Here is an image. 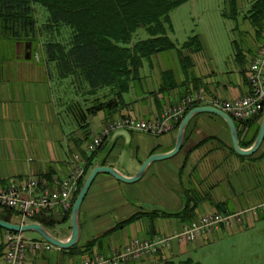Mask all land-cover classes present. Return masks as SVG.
Instances as JSON below:
<instances>
[{
  "label": "crops",
  "instance_id": "0c3cea01",
  "mask_svg": "<svg viewBox=\"0 0 264 264\" xmlns=\"http://www.w3.org/2000/svg\"><path fill=\"white\" fill-rule=\"evenodd\" d=\"M194 1L186 0L170 11L172 28L168 36L176 46L144 58L140 77L122 94L121 106L112 114L99 110L90 115L88 134L84 139L83 132L76 130L77 141L70 138L69 129L60 123L48 64L25 57L26 45L0 38V186H14L25 195L30 179L38 180L33 189L36 195L41 193L42 184L58 187L71 171L74 154L78 153L86 161L92 153L85 150L86 142L101 133L113 118L155 117L164 107L190 92L202 91L208 97L221 100L245 94L250 88L248 64L264 40V24L257 27L247 16L254 0H223V6L214 8L220 17L205 18L201 25L195 22L198 13L189 12L185 28L191 32H185L184 38L178 39L175 36L176 18L181 12L178 9ZM191 7L193 11L203 10L196 9L195 5ZM189 19L198 30L191 28ZM193 35L195 40L182 46ZM260 119L249 126L250 134L260 125ZM236 126L238 131L243 125ZM124 129L102 136L85 177L92 166L100 164L117 168L126 176L135 173L150 154L171 150L178 125L160 134L129 128L125 133ZM183 138L175 154L150 162L138 180L124 182L108 172L96 174L79 208L75 245L28 250L24 264L74 263L90 253L103 254L125 245L132 237L170 234L204 213H230L258 207L264 202V138L255 152L238 153L232 146L228 124L213 112L194 114ZM239 145L245 148L250 144L239 142ZM187 204L192 208L184 214ZM155 207L176 212L166 213ZM3 208L0 206V215ZM65 212L53 210L27 222L42 223L38 217L54 218L57 222L53 225L42 224L64 239L71 231V213L63 218ZM131 215L136 217L130 223L111 230ZM9 218L15 223L21 221L19 214L11 213ZM259 229L264 230V212L260 207L245 212L238 224L230 227L218 224L196 240H174L155 255L125 264H163L180 256H192L202 264L196 256L204 250L214 247L231 252L237 244L244 248L249 242L264 238V232L251 233ZM6 231L0 227V264H3ZM25 237L40 238L39 235ZM90 240L93 243L86 249ZM226 241H232L228 250Z\"/></svg>",
  "mask_w": 264,
  "mask_h": 264
},
{
  "label": "trees",
  "instance_id": "16d2710c",
  "mask_svg": "<svg viewBox=\"0 0 264 264\" xmlns=\"http://www.w3.org/2000/svg\"><path fill=\"white\" fill-rule=\"evenodd\" d=\"M184 1L0 0V38L12 39L23 45L29 41V57L32 58L36 50L40 51L39 60L48 64V71L50 67L52 70L50 76L52 85H55L53 93L60 123L69 129L67 134L70 138L77 141L75 131L78 129L86 138L90 115L99 110L112 114L121 106L122 94L140 77L144 58L176 46L168 36L172 28L169 15L171 9ZM38 4L46 11L43 16L40 12L37 14L35 5ZM247 16L255 26H262L264 0H254ZM139 27L145 28L148 36L133 41V34ZM192 40H195L194 35L182 46L189 45ZM263 111L251 119L234 120L236 125H243L238 129L241 144L253 142L259 125L251 134L248 128L261 118ZM180 120L175 124L179 125ZM92 153L86 160V172L92 162ZM83 180L79 181L73 200ZM191 208L187 204L184 214ZM70 209L63 218L69 216ZM11 213L17 214L12 208L4 207L0 218L10 221ZM135 217L131 215L117 222L111 230L130 223ZM37 219L45 226L57 222L51 217ZM92 243L90 240L85 245L86 249ZM163 264L201 263L192 256H185L165 260Z\"/></svg>",
  "mask_w": 264,
  "mask_h": 264
},
{
  "label": "built area",
  "instance_id": "2783aa9c",
  "mask_svg": "<svg viewBox=\"0 0 264 264\" xmlns=\"http://www.w3.org/2000/svg\"><path fill=\"white\" fill-rule=\"evenodd\" d=\"M256 53L249 62L247 79L249 90L240 97L221 100L218 97H208L202 91L186 93L182 99L164 107L160 114L148 119H139L130 115L113 118L103 128L101 133L94 135L85 144V150L92 152L101 144L102 136L115 129L125 128L160 134L170 131L175 122L184 117L186 111L198 105H209L228 112L234 120H247L255 117L264 109V40L258 45ZM36 50L33 57L39 59ZM205 102V103H201ZM75 162L68 176L64 177L58 187L50 188L41 185V193L36 195L33 189L38 180L30 179L26 186L28 193L22 194L14 186H0V206L12 208L19 214L21 221L27 222L38 214H51L53 210L60 213L69 210L73 204V195L79 188V181L85 177L86 161L78 153L74 154ZM264 212V202L258 204ZM258 207L230 213L208 212L198 218L190 220L179 229H174L170 234H154L151 237H132L131 242L118 246L107 253L98 252L85 255L74 263L67 264H125L132 260L155 255L160 250L169 247L174 240L188 242L196 240L203 233L212 231L218 224L226 227L241 222L242 216L249 210ZM2 251L3 264H24L28 250H44L46 247L55 246L43 238H27L22 231L7 230L3 239Z\"/></svg>",
  "mask_w": 264,
  "mask_h": 264
},
{
  "label": "water",
  "instance_id": "95a60500",
  "mask_svg": "<svg viewBox=\"0 0 264 264\" xmlns=\"http://www.w3.org/2000/svg\"><path fill=\"white\" fill-rule=\"evenodd\" d=\"M26 45V51H25V57L30 56V50H31V44L29 41L25 42ZM198 112H210V113H215L219 115L227 124L229 128V133L232 139V146L234 150H236L240 154H250L256 151V148L260 145L264 138V111L260 119V125L259 128L256 132V137L253 140V142L245 148H241L239 145V136H238V131H237V126L236 122H234V119L230 116L228 112L223 111L220 108L214 107V106H209V105H198L195 107L190 108L185 114L184 117L180 120L178 123V129H177V134H176V142L174 146L171 148L170 151L168 152H157V153H152L149 156H147L143 162L139 165L138 169L135 171V173L126 176L123 173H121L117 168H114L110 165H94L92 166L90 172L87 174L85 179L82 182V186L80 187L79 191L75 195V199L73 200V204L70 209V227L71 231L70 234L67 238H59L56 235L52 233V231L45 227L42 223L39 221L32 220L31 222H12L5 220L4 218H0V227L5 228L7 230H12V231H35L38 233V235L45 239L48 240L49 242L53 243L54 245L58 247H64L68 248L77 242V236L79 232V227H78V216H79V208L80 205L84 199L85 194L87 193L88 188L90 187V183L94 179L95 175L98 173L103 172H108L110 173L113 177H116L117 179H120L124 182H131L138 180L140 177H142L143 173L147 169V166L150 162L155 161L157 159H162V158H167L170 157L171 155L175 154L179 148L181 147L183 140H184V132L186 130V127L188 125L189 119L196 113ZM125 133H128L126 129H124ZM119 133H121L119 131ZM124 133V132H123ZM157 210H162L166 213H171L173 214L176 211L169 212L166 209H163L162 207H155Z\"/></svg>",
  "mask_w": 264,
  "mask_h": 264
},
{
  "label": "rangeland",
  "instance_id": "374dc122",
  "mask_svg": "<svg viewBox=\"0 0 264 264\" xmlns=\"http://www.w3.org/2000/svg\"><path fill=\"white\" fill-rule=\"evenodd\" d=\"M192 5H195L196 9L202 8L203 10L199 9L200 11H195V10L193 11L191 10ZM218 5L223 6V0H195L194 2H187L182 6H180L178 10H180L181 12L180 15L178 14V18H176L177 31L175 36L178 37V39H181L184 38L183 36H185V32L187 33L191 32L190 29L185 28V24L188 22L186 21V18H188L187 15L189 12L198 13L199 15L198 19L195 20V22L201 25V22L205 18L217 19L218 17H220L218 11L214 9ZM35 9L37 11V14L40 12L42 16L46 12L44 7L41 6L40 4L35 5ZM189 24L191 28H193V30H198V26L197 25L194 26V24L191 23V20ZM147 36L148 33L145 30V28L139 27L136 30V32L133 34L132 40L139 41V39L145 38ZM39 56L40 53L38 54V57ZM49 71L52 72L51 67L49 68ZM50 79L52 80L51 76ZM51 83L53 84V82ZM54 87L55 85L52 86L53 90ZM259 232L262 233L264 232V230L261 229L253 230L251 233L254 235H258ZM23 234L27 236H38V233L33 230L24 231ZM224 243L227 250L230 249L232 241L231 242L226 241ZM233 249L234 250L231 252L230 251L226 252L224 250H220L219 248L212 247L210 250H204L199 255L197 256L194 255V256H196V258H198L202 262V264H264V238L259 240L257 239L253 240L249 242V244H247L244 248L239 246V244H237V246ZM181 257H185V256H180L179 258Z\"/></svg>",
  "mask_w": 264,
  "mask_h": 264
}]
</instances>
